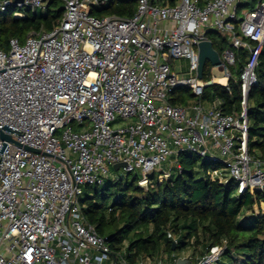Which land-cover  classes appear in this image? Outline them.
<instances>
[{
    "label": "built area",
    "instance_id": "2783aa9c",
    "mask_svg": "<svg viewBox=\"0 0 264 264\" xmlns=\"http://www.w3.org/2000/svg\"><path fill=\"white\" fill-rule=\"evenodd\" d=\"M59 1L63 18L51 31L0 48V132L12 140L0 138V264H130L81 202L87 187L121 180L113 173L119 163L142 186L155 172L163 182L171 175L163 166L189 153L218 165L207 180L234 182L239 194L264 191V161L248 145L264 0H136L133 16L103 18L91 12L111 0ZM47 3L0 0V13L14 6L24 18ZM212 32L228 42L221 53ZM204 42L220 63L207 61L201 78ZM239 51L247 54L241 110L227 114L219 100L207 107L209 86L229 89ZM208 67L223 75L209 70L205 80ZM182 89L192 95L187 106L173 103ZM225 249L214 246L192 264H215Z\"/></svg>",
    "mask_w": 264,
    "mask_h": 264
},
{
    "label": "trees",
    "instance_id": "16d2710c",
    "mask_svg": "<svg viewBox=\"0 0 264 264\" xmlns=\"http://www.w3.org/2000/svg\"><path fill=\"white\" fill-rule=\"evenodd\" d=\"M172 2L169 1L168 5ZM16 7L0 13V48L9 49V41L24 42L33 31H51L63 18L64 8L59 0H48L45 10H27L24 18H15ZM137 11L136 0H111L92 15L131 17ZM211 40L218 51L228 42L212 32ZM247 54L238 52V62L231 68L233 79L229 89L209 86L206 102L221 101L227 114L241 110L240 73ZM209 72L204 79L209 80ZM258 83L249 94V153L264 161V47L257 68ZM174 104H183L192 95L179 91ZM218 165L202 162L189 153H181L171 175L160 182L150 178L145 190L132 181H107L103 187H87L82 204L86 219L98 233L108 238L115 252L122 250L130 264H176L181 254L192 250L197 263L214 246L226 245L215 264H264V191L239 194L234 182L221 185L205 178L210 168ZM254 205L259 213L253 212ZM252 214L249 215L248 213Z\"/></svg>",
    "mask_w": 264,
    "mask_h": 264
},
{
    "label": "water",
    "instance_id": "95a60500",
    "mask_svg": "<svg viewBox=\"0 0 264 264\" xmlns=\"http://www.w3.org/2000/svg\"><path fill=\"white\" fill-rule=\"evenodd\" d=\"M210 61L213 65H218L220 63V57L219 54L214 50L213 45L211 42H204L200 45V57H199V76L202 78L204 67L206 65V62ZM0 138L3 141H12L9 136L6 134L0 132ZM125 163H119L114 165V170L119 171L120 168L125 167ZM143 189H147L148 185L143 184L140 186ZM188 260H178L177 264H184L187 263Z\"/></svg>",
    "mask_w": 264,
    "mask_h": 264
},
{
    "label": "rangeland",
    "instance_id": "374dc122",
    "mask_svg": "<svg viewBox=\"0 0 264 264\" xmlns=\"http://www.w3.org/2000/svg\"><path fill=\"white\" fill-rule=\"evenodd\" d=\"M180 64L182 65V68H185L187 66V62L186 61H182V62H180ZM180 64H178V65H180ZM209 70H210V72L212 71L213 72V75H215V76L221 77L223 75L222 73H220L217 69H215L213 67H208L207 72ZM183 90H184V93L185 94L191 95V92L188 91L187 89H183ZM174 166H175V163L174 162H171V163H168V165L163 166V169H171ZM113 171H114L113 173L116 176L121 177V180H124V182H126V181H132V180L140 177V175L136 177L134 174L128 173L124 169H120L119 171H115V170H113ZM159 174H160V172H155V173H153V174L150 175V178L153 179V180H157L158 177H159ZM111 181L112 180H109V182H111ZM261 209H262L263 214H264V204L262 205ZM253 212L256 213V214L259 213V207L257 205H254ZM248 214L251 215L252 213L249 212ZM184 255H192L193 256V252H192V250H189Z\"/></svg>",
    "mask_w": 264,
    "mask_h": 264
},
{
    "label": "crops",
    "instance_id": "0c3cea01",
    "mask_svg": "<svg viewBox=\"0 0 264 264\" xmlns=\"http://www.w3.org/2000/svg\"><path fill=\"white\" fill-rule=\"evenodd\" d=\"M178 95H180L179 92L176 94V100L178 98ZM191 100H192V98H189L183 104H179L178 103V105L187 106L191 102ZM206 106L207 107H211L212 105H211V103H207L206 102ZM184 254L185 253L181 254L180 258L187 259L188 260L187 263H184V264H189L191 262V260L194 259V256H192V255H184Z\"/></svg>",
    "mask_w": 264,
    "mask_h": 264
},
{
    "label": "bare ground",
    "instance_id": "6f19581e",
    "mask_svg": "<svg viewBox=\"0 0 264 264\" xmlns=\"http://www.w3.org/2000/svg\"><path fill=\"white\" fill-rule=\"evenodd\" d=\"M222 82H224V81H222Z\"/></svg>",
    "mask_w": 264,
    "mask_h": 264
}]
</instances>
